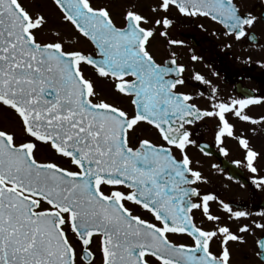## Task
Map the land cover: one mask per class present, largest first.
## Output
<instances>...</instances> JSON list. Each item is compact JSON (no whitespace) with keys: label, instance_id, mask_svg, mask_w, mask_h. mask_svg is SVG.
<instances>
[{"label":"snow or ice","instance_id":"snow-or-ice-1","mask_svg":"<svg viewBox=\"0 0 264 264\" xmlns=\"http://www.w3.org/2000/svg\"><path fill=\"white\" fill-rule=\"evenodd\" d=\"M53 3L93 52L71 47L72 38L65 40L60 31L52 33L55 39H38L47 18L23 0H0V111L18 125H0V264H77V246L82 260L92 264L96 237L101 264H230L228 242H242L243 236L228 225L206 230L193 219V210L208 221L220 217L210 206L218 198L198 187L204 177L191 166L186 149L194 141L186 125L216 118L217 143L236 138L246 152V167L256 174L259 154L246 138L235 136L228 117L264 122L245 111L264 98L217 101L213 89L211 110L201 109L191 102L192 94L176 91L185 83L184 66L175 59L157 63L148 44L157 28L168 35L174 14L210 19L236 40L249 35L257 17L242 13L235 0H155L150 6L155 19L130 6L118 25L109 7L96 0ZM86 68L129 97L133 112L100 98ZM192 78L209 83L199 73ZM142 123L164 144L137 136L134 146L130 134ZM42 149L75 170L38 159ZM253 182L264 184V176L254 175ZM129 204L152 219L134 214ZM219 206L229 218L250 215L223 201ZM253 223L264 230V223ZM249 229L238 226L240 233ZM170 234H186L192 244L174 243ZM213 238L221 241L219 254L210 249ZM257 243L264 257V237Z\"/></svg>","mask_w":264,"mask_h":264},{"label":"flooded vegetation","instance_id":"flooded-vegetation-1","mask_svg":"<svg viewBox=\"0 0 264 264\" xmlns=\"http://www.w3.org/2000/svg\"><path fill=\"white\" fill-rule=\"evenodd\" d=\"M155 0H130L129 6L147 16L150 20L156 14L150 11ZM242 13L251 12L257 17L256 23L248 30L249 35L236 40L233 36L225 35L221 25L204 17H183L174 14V24L167 29V36L160 35L162 28H157L154 37L150 38L148 48L157 63L175 59L176 65H183L182 78L184 85H178L176 91L190 93L194 96L192 103L201 109L211 110V93L215 89L217 101L254 96L264 98V0H235ZM116 4L121 7L117 1ZM115 22L120 25L122 18ZM152 25H145L151 27ZM255 39H252V37ZM39 39V38H38ZM178 43H170V41ZM85 52H93V46ZM174 54V55H173ZM196 57L194 60L193 57ZM199 73L209 83L195 81L192 77ZM85 75L91 78L99 93V97L109 103L123 108L129 114L133 112L130 98L115 92L108 81L95 76L91 68L85 69ZM245 111L259 120L264 117V102L250 105ZM229 121L235 126V136H243L249 141L251 149L259 155L254 161L258 173L253 174L245 165V150L239 145L236 138L225 137L223 143L218 144L216 118L202 117L192 125H186L192 133L194 141L186 151L192 161V167L200 171L204 182L198 183L202 194H214L218 200L210 202L211 212L220 217L219 221H208L200 211L193 210V219L197 226L211 230L216 226L228 225L237 235L243 236L242 242L229 241L231 253L230 264H264V257L258 255L261 251L258 240L264 237V230L254 226V223H264V184L253 182V176H264V122L252 124L243 122L229 115ZM149 139L155 144H164L158 132L146 123H142L130 134L132 144H138L136 137ZM226 149V154L221 151ZM174 154L179 153L173 149ZM51 160L61 166L74 169L68 161L59 156ZM240 161L239 164L235 163ZM219 201L229 204L234 211L242 210L250 213L249 216L236 220L229 218L228 214L219 206ZM134 214H140L146 219L152 217L146 212L129 204ZM248 224V232H238V226ZM183 237L181 240L180 238ZM98 237L94 238V242ZM70 239V238H69ZM174 243L192 244L186 234L169 236ZM73 241V240H72ZM97 248V246H96ZM95 249V244L91 245ZM210 249L214 254L221 251V241L213 238ZM92 251V250H91ZM92 264H101V254L94 253ZM84 253H82L83 257ZM100 261V262H99ZM85 262V263H84ZM77 264H89L79 259Z\"/></svg>","mask_w":264,"mask_h":264},{"label":"rangeland","instance_id":"rangeland-1","mask_svg":"<svg viewBox=\"0 0 264 264\" xmlns=\"http://www.w3.org/2000/svg\"><path fill=\"white\" fill-rule=\"evenodd\" d=\"M116 1L121 7L116 4ZM23 2L31 12L41 13L47 18L48 23L44 29V34H37L39 39H55V36L52 35V33L55 31H60L65 40H68L70 37L72 38L71 47L82 50L90 49V45L88 44V42L83 38L79 37V35L75 32V30L70 24L62 21L61 13L53 3V0H23ZM96 3L107 5L109 7V10L112 12L113 18H116L117 20H120L123 17L125 8L130 7L128 5L130 3V0H96ZM66 47H68L67 44ZM0 125L11 128H18L15 118L11 114L3 111H0ZM53 156L54 155L43 149L37 153V158L40 160H49L52 159ZM68 235L70 240H73L72 242L75 244V238L73 234L69 231ZM182 238L183 237H181L180 240ZM92 244H95V249H91L92 252H98V254H101L99 251V238H97V240ZM76 252L79 259L82 260L83 252L79 246L76 247Z\"/></svg>","mask_w":264,"mask_h":264}]
</instances>
